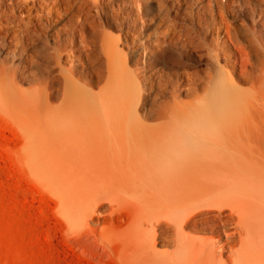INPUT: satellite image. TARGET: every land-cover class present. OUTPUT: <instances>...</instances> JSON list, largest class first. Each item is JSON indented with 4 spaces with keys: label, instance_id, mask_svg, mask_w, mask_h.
Segmentation results:
<instances>
[{
    "label": "bare ground",
    "instance_id": "6f19581e",
    "mask_svg": "<svg viewBox=\"0 0 264 264\" xmlns=\"http://www.w3.org/2000/svg\"><path fill=\"white\" fill-rule=\"evenodd\" d=\"M83 1L86 12L79 0H0V34L12 32L17 43L48 32L42 18L50 31L56 22L71 42L85 26L93 36H82L80 48H60L54 59H70L71 68L75 60L85 68V59L103 87L93 92L61 74L66 110L58 118L44 113L53 118L48 126L24 132L26 165L56 199L67 232L78 235L115 204L128 211L99 237L108 251L124 253L126 264H156L160 236L174 244L169 264H264V137L254 122L259 87L240 30L225 18L239 0H196L199 28L224 42L223 66L215 53L206 79L170 50L193 45L194 31L177 34L167 25L150 32L130 15L129 0H116L122 33L114 38L100 33L91 12L99 14L104 0ZM120 46L147 61L129 68ZM184 93L196 96L183 101ZM33 96L28 106L47 111L41 94Z\"/></svg>",
    "mask_w": 264,
    "mask_h": 264
},
{
    "label": "rangeland",
    "instance_id": "374dc122",
    "mask_svg": "<svg viewBox=\"0 0 264 264\" xmlns=\"http://www.w3.org/2000/svg\"><path fill=\"white\" fill-rule=\"evenodd\" d=\"M3 1L5 5L8 2ZM220 1L224 3V0ZM79 2L86 12L88 6L83 0ZM104 2L105 5L99 14L90 6L95 24L100 33L105 32L116 38L122 33L118 31L122 29L119 26L122 9L121 12L118 11L116 0ZM129 2V13L136 18L139 27L146 24L150 32L156 33L169 25L177 34L189 33L196 36L193 45L177 43L173 44L175 47L170 48L173 54L181 56L188 65V71L196 70L206 79L209 68L216 66L215 53L221 55L222 58L220 57L218 62L223 66L224 57L220 51L224 42L221 39L213 40L199 28L195 19L199 7L196 0ZM184 2L189 4L188 9L184 7ZM77 9L73 8L76 18L79 16ZM115 11H118V18L112 21L111 17ZM216 12L214 11V14ZM225 14L226 20L237 25L240 30L237 32L239 41L246 50L248 61L250 59L248 69L252 73L253 82H257L259 87V105L254 113V122L255 127L259 129L256 135L264 137V0H239L235 2V8ZM107 19L111 23H107ZM65 21L69 24L68 19ZM37 22L33 20L32 24ZM207 22L210 23L208 18ZM39 23L48 28V32L38 30V38L33 41L24 39L17 43L12 32L0 34V264H126L124 253L118 249L115 252L105 249L99 234L111 225H118L123 213H127V208L119 211L118 205L107 206L99 210L94 222H89L78 235H70L65 222L58 215L56 199L36 181L26 165L22 149L25 128L48 126L53 118L43 119L44 113L46 116L53 115L58 118L59 112L66 110L63 104L61 74L74 75L75 79L80 80L79 84L87 83V88L93 92L103 87V80L86 64L85 59V68L76 60L71 68L70 59H54L55 52L60 48L69 52L70 43L80 48L82 36L92 39L90 29L85 26L83 30L75 32L71 42V36L62 33V27H58L56 22H53L57 26L53 31L49 30L50 23L45 18ZM28 30L32 32L31 28ZM143 38H146V35H143ZM225 45L231 46L228 41ZM119 49L124 53L128 52L126 59L129 68H138L142 65L141 62L147 61L137 55H134L133 59L126 48L120 46ZM96 51L100 52L98 44ZM136 51H140V48ZM240 86L246 89L249 84L241 83ZM36 92L48 103L47 111L28 106V101ZM203 94L205 90L200 87L196 95ZM193 95L184 93L180 99L187 101L193 98ZM172 242L169 238L166 240L158 237L155 248L157 254L154 257L156 264H169L174 250Z\"/></svg>",
    "mask_w": 264,
    "mask_h": 264
}]
</instances>
